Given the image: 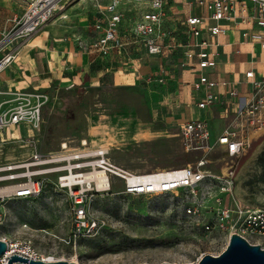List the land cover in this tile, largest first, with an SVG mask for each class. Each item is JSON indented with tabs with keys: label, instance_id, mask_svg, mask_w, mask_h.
Returning <instances> with one entry per match:
<instances>
[{
	"label": "built area",
	"instance_id": "built-area-1",
	"mask_svg": "<svg viewBox=\"0 0 264 264\" xmlns=\"http://www.w3.org/2000/svg\"><path fill=\"white\" fill-rule=\"evenodd\" d=\"M66 0H27V6L20 17L14 19V26L7 39L0 41V73L17 57L19 48L53 19ZM170 0H95L94 29L98 37L91 44L103 54L113 48L122 47L123 36L133 42H141L149 54L163 51L162 41L171 35L164 28ZM208 14H189L186 17L187 38L177 46L184 47L182 67L199 71L193 83L197 93H203L197 101L201 109L216 105L223 106L221 117L225 126L217 136L207 119H192L180 125L178 135L186 151L194 154L188 164L173 167L164 173L158 170L140 173L117 164L111 157L110 149L82 139L79 146L68 141L60 149L43 151L38 146V135L42 131V109L50 100L47 92L16 91L15 104L8 110L0 106V131L12 125L27 124L37 134L23 139L32 148L31 154L18 161L0 164V219L5 204L13 199H31L43 195L49 184L66 194L70 202L72 232L71 238L78 240L93 236L99 226L92 206L93 201L112 190L116 181L123 183L122 193L132 196L159 195L193 189L197 184L214 176L208 165L212 155L219 152L224 160L232 163L228 173L223 175L226 185L222 188L231 194L233 202L223 203L214 213V221L206 224L209 231L225 233L228 243L233 234L249 243L264 248V208L249 206L234 195L235 176L242 159L249 153L257 137L264 133V70L259 74L253 68L244 72L246 89L240 91L236 82L216 80L204 73L217 65L219 52L218 36L228 33L229 24H244L240 28L242 42L259 44L264 52V0H196ZM138 6V7H136ZM127 12L133 13L127 17ZM128 26L122 29L124 21ZM208 21H211L209 24ZM207 31L209 37L200 38ZM200 38V39H199ZM170 46V45H169ZM200 50L195 52L194 49ZM197 61L194 62V58ZM222 87L226 92L217 93ZM204 91V92H202ZM156 172V173H155ZM153 176L148 181L143 177ZM222 178L221 176H218ZM196 212V208H189ZM7 243V249L0 258V264L7 263L8 257L18 254L29 259H42L27 239L0 237Z\"/></svg>",
	"mask_w": 264,
	"mask_h": 264
},
{
	"label": "rangeland",
	"instance_id": "rangeland-1",
	"mask_svg": "<svg viewBox=\"0 0 264 264\" xmlns=\"http://www.w3.org/2000/svg\"><path fill=\"white\" fill-rule=\"evenodd\" d=\"M94 1H64L44 27V35L53 33L76 46L89 44L87 30L95 18ZM26 6L27 0H0V41L7 39L14 19ZM46 92L50 100L42 109L43 127L38 135L43 151L58 150L65 140L73 146H79L82 139L105 146L114 137L121 144L110 150L112 159L135 172L180 167L193 159L194 154L183 147L178 125H167L169 119L154 113L150 93L142 85L117 86L109 79L96 87L53 86ZM263 138L264 133L256 138L238 170ZM231 163L219 152L213 153L208 168L214 176L193 189L175 193L127 195L122 193L123 183L116 181L112 190L92 203L99 221L96 233L78 240L71 238L66 194L49 184L38 198L13 199L5 204L0 237L29 240L44 260L195 264L205 254H220L228 245L225 233L209 231L206 224L214 221L218 199L228 205L233 202L232 195L222 189L226 185L223 175ZM190 207L196 212L190 213Z\"/></svg>",
	"mask_w": 264,
	"mask_h": 264
},
{
	"label": "crops",
	"instance_id": "crops-1",
	"mask_svg": "<svg viewBox=\"0 0 264 264\" xmlns=\"http://www.w3.org/2000/svg\"><path fill=\"white\" fill-rule=\"evenodd\" d=\"M195 1L170 0L164 28L170 31L171 35L162 41L164 47L159 54H149L142 43L133 42L130 35L122 37L125 43L122 47L113 48L108 54H103L93 46L85 49L64 41L53 33L51 36L44 35L46 30L43 29L39 35L20 46L15 60L0 73L1 108L8 110L14 106L13 93L16 91L46 92L53 86L96 87L111 79L117 86L146 87L155 106L154 113H157L160 119H169L167 125L177 124L179 129L180 125L188 120L207 119L213 134L217 136L226 123L220 115L223 106L219 104L209 109L197 106V101L203 93L195 92L193 83L198 79L200 72L182 67L185 48L177 46L185 42L188 36L185 22L187 15L208 14L207 9ZM132 14L127 12L126 16L131 17ZM94 22L95 18L87 30L89 44L98 37V32L93 27ZM127 26L126 20L122 29ZM241 27H244V24L231 23L228 33L218 36V45L215 48L219 52L217 65L204 70V73L216 80L236 82L238 89L244 91V72L253 68L260 74L264 70V52L259 44L242 42ZM203 37H209V33L204 31L200 38ZM199 50V47L194 49L195 52ZM196 61L197 57L194 58V62ZM214 91L223 94L226 89L217 87ZM36 134L37 132L27 124L12 125L1 130L0 164L27 158L32 148L28 143L22 144V140L32 138ZM108 140L105 147L110 150L118 148L121 144L114 137ZM16 147L21 150L5 151Z\"/></svg>",
	"mask_w": 264,
	"mask_h": 264
},
{
	"label": "water",
	"instance_id": "water-1",
	"mask_svg": "<svg viewBox=\"0 0 264 264\" xmlns=\"http://www.w3.org/2000/svg\"><path fill=\"white\" fill-rule=\"evenodd\" d=\"M234 195L246 205L264 208V138L239 168ZM6 249L7 243L0 239V258ZM8 258V262L2 264H77L68 260L29 259L18 254ZM195 264H264V248L233 234L220 254H205Z\"/></svg>",
	"mask_w": 264,
	"mask_h": 264
},
{
	"label": "bare ground",
	"instance_id": "bare-ground-1",
	"mask_svg": "<svg viewBox=\"0 0 264 264\" xmlns=\"http://www.w3.org/2000/svg\"><path fill=\"white\" fill-rule=\"evenodd\" d=\"M167 172H169L168 170H159L158 173H164L163 175H159V177H165V176H169L171 174H167ZM156 173V172H155ZM145 176L143 177V179L145 181H148L150 178H153V176H147L146 174H144ZM43 259V258H42ZM44 260V259H43ZM45 261H55V260H45Z\"/></svg>",
	"mask_w": 264,
	"mask_h": 264
}]
</instances>
